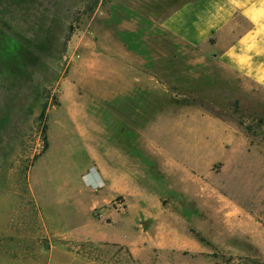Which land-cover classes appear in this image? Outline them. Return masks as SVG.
<instances>
[{
	"label": "rangeland",
	"instance_id": "1",
	"mask_svg": "<svg viewBox=\"0 0 264 264\" xmlns=\"http://www.w3.org/2000/svg\"><path fill=\"white\" fill-rule=\"evenodd\" d=\"M207 1L0 0V234L264 264V88L173 26Z\"/></svg>",
	"mask_w": 264,
	"mask_h": 264
},
{
	"label": "crops",
	"instance_id": "2",
	"mask_svg": "<svg viewBox=\"0 0 264 264\" xmlns=\"http://www.w3.org/2000/svg\"><path fill=\"white\" fill-rule=\"evenodd\" d=\"M197 14L201 21L192 26L182 20L172 25L196 45L214 38L212 46L219 61L264 88V0H208ZM238 19L247 24L245 29L237 28ZM0 264L94 263L47 247L33 237L0 234Z\"/></svg>",
	"mask_w": 264,
	"mask_h": 264
},
{
	"label": "trees",
	"instance_id": "3",
	"mask_svg": "<svg viewBox=\"0 0 264 264\" xmlns=\"http://www.w3.org/2000/svg\"><path fill=\"white\" fill-rule=\"evenodd\" d=\"M210 42L213 43L212 40H210ZM43 133H45V130L43 131ZM44 141H45V138H44ZM28 205L32 206V209L35 210V208L31 202H28Z\"/></svg>",
	"mask_w": 264,
	"mask_h": 264
}]
</instances>
